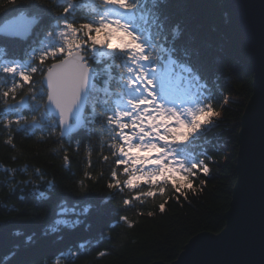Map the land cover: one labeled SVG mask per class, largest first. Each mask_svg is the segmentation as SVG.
Listing matches in <instances>:
<instances>
[{"label":"trees","instance_id":"trees-1","mask_svg":"<svg viewBox=\"0 0 264 264\" xmlns=\"http://www.w3.org/2000/svg\"><path fill=\"white\" fill-rule=\"evenodd\" d=\"M110 11L100 0H0V26L21 14L38 20L26 38L0 36V231L9 236L0 264H171L193 237L226 228L241 120L254 82L249 49L229 0H140L131 13L145 35L166 37L160 42L174 49L171 57L163 56L161 68L170 58L173 76L187 77L182 69L191 67L199 81L189 83L187 77L182 86L191 89L189 96L210 97L219 113L178 146L183 156L209 168L208 174L194 169L192 188L181 193L162 181L127 187L125 165L116 163L121 143L116 119L128 122L121 113L129 98L120 60L98 57L93 64L95 87L77 134L61 138L59 126L53 127L57 119L46 110L43 78L59 60L48 54L65 44L63 22L79 29ZM72 38L83 43L79 31ZM5 67L23 70L30 80L4 72ZM25 97L27 110L13 107ZM117 180L119 189L110 188ZM37 189L45 197H38ZM148 191L155 195L147 196ZM61 219L68 224H57ZM77 219L81 222L72 226Z\"/></svg>","mask_w":264,"mask_h":264},{"label":"snow or ice","instance_id":"snow-or-ice-1","mask_svg":"<svg viewBox=\"0 0 264 264\" xmlns=\"http://www.w3.org/2000/svg\"><path fill=\"white\" fill-rule=\"evenodd\" d=\"M100 3L111 9L113 15L105 12L97 21L81 24L79 29L65 20L60 35L65 37L66 42L48 54L53 59L59 56L58 62L47 69V99L49 105L54 106L58 117L53 121V127L62 124L64 127L61 136L70 138L82 123V110L89 103L95 87L97 70L93 64L100 62L98 57L120 60L127 72L122 87L129 97L127 107L121 115L128 117L132 126L116 119V139L121 141L116 146L119 154L116 163L125 165L127 187L134 188L137 182L157 184L162 181L171 183L177 193H181L185 187L191 189L193 185L189 177L196 175L194 169L208 174L209 168L203 160L193 161L183 156L178 146L187 142L202 127L211 124L213 117L219 113L214 111L210 97L198 92H193L187 100L180 99L177 102V96L165 76V70L169 75L172 74L171 65L175 61L169 58L165 68H161L163 56L171 57L174 49L165 47L160 42L162 39L166 40V37L157 36L153 39L151 32L145 35L133 23L131 13L140 6V0H100ZM11 27L19 32L25 28V24L16 23ZM78 31L83 43L68 39ZM48 35L51 36L52 32ZM176 37L178 33H175L174 38ZM184 55L187 58L189 54ZM44 58L42 54L41 63ZM36 70L31 69L32 72ZM182 70L191 77L189 83L192 80L199 81V76L192 75L191 67H184ZM3 71L18 74L23 81L30 80V76L23 70L5 67ZM185 78L187 77H178ZM109 122H112L111 118ZM123 129H129V132L126 133ZM112 176L116 177L115 171ZM48 187L51 188L52 184L49 183ZM109 187L119 189L120 182L117 180L116 183L109 184ZM160 191H164L163 187ZM146 195L151 197L155 193L148 191ZM37 196L45 197V192L37 189ZM160 208L163 211L164 205L161 204ZM88 212L89 208L86 207L83 214ZM80 222L77 219L72 222V226ZM56 223L68 224V221L61 219ZM51 230L54 232L57 229ZM27 239L32 241L33 236Z\"/></svg>","mask_w":264,"mask_h":264},{"label":"water","instance_id":"water-1","mask_svg":"<svg viewBox=\"0 0 264 264\" xmlns=\"http://www.w3.org/2000/svg\"><path fill=\"white\" fill-rule=\"evenodd\" d=\"M229 8L248 46L254 73L253 94L245 107L239 132L237 181L226 214V228L219 234L205 232L193 237L171 264H264V0H229ZM16 23H24L25 28L13 30L11 25ZM37 23L35 17L15 16L0 26V36L26 38ZM47 75L46 72L43 85L48 92ZM28 100L25 97L13 106L27 110ZM46 110L58 119L48 99ZM87 112L88 104L82 110L80 127L71 136L84 126ZM63 127L59 125L60 133ZM8 238L0 231V250Z\"/></svg>","mask_w":264,"mask_h":264},{"label":"rangeland","instance_id":"rangeland-1","mask_svg":"<svg viewBox=\"0 0 264 264\" xmlns=\"http://www.w3.org/2000/svg\"><path fill=\"white\" fill-rule=\"evenodd\" d=\"M109 15H113L112 11H110ZM61 39L64 43L66 42L65 37L61 36ZM68 39H73V38L70 36V37H68ZM172 73H173V70H172ZM165 76H166V79L168 81H170V87L174 90V94L177 96V102L179 103L180 99L187 100L189 98V92L191 89L189 87L182 86V79H178V77H181V75L180 74L178 76H173L172 74L169 75L166 71ZM126 107H127V105H126ZM126 107H125V109H126ZM125 118L128 120L130 126H132L129 118L128 117H125ZM144 119H145V122H147V116L146 115L144 116ZM153 155H155V154H153ZM137 174L139 175V173H137ZM137 183H139V182H137Z\"/></svg>","mask_w":264,"mask_h":264},{"label":"bare ground","instance_id":"bare-ground-1","mask_svg":"<svg viewBox=\"0 0 264 264\" xmlns=\"http://www.w3.org/2000/svg\"><path fill=\"white\" fill-rule=\"evenodd\" d=\"M86 114V113H85ZM84 117H85V115H84ZM85 119V118H84Z\"/></svg>","mask_w":264,"mask_h":264}]
</instances>
